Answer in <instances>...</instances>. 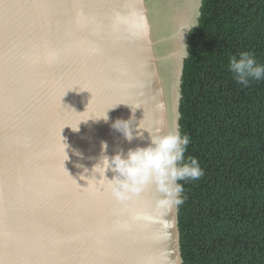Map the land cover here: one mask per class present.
<instances>
[{
	"label": "water",
	"instance_id": "95a60500",
	"mask_svg": "<svg viewBox=\"0 0 264 264\" xmlns=\"http://www.w3.org/2000/svg\"><path fill=\"white\" fill-rule=\"evenodd\" d=\"M202 6L0 0V264H184L179 206L153 183L120 204L92 169L102 143L111 157L180 130ZM132 111L129 144L112 125Z\"/></svg>",
	"mask_w": 264,
	"mask_h": 264
},
{
	"label": "trees",
	"instance_id": "16d2710c",
	"mask_svg": "<svg viewBox=\"0 0 264 264\" xmlns=\"http://www.w3.org/2000/svg\"><path fill=\"white\" fill-rule=\"evenodd\" d=\"M249 51L264 65V0H203L182 78L185 159L204 173L179 181L184 264H264V80L244 87L228 71Z\"/></svg>",
	"mask_w": 264,
	"mask_h": 264
},
{
	"label": "clouds",
	"instance_id": "9594fccd",
	"mask_svg": "<svg viewBox=\"0 0 264 264\" xmlns=\"http://www.w3.org/2000/svg\"><path fill=\"white\" fill-rule=\"evenodd\" d=\"M185 49L188 56L186 45ZM228 71L233 74L234 81L244 87H248L253 80H264V65L258 64L254 53L250 51L230 56ZM132 113L133 116L128 120L118 119L112 125L129 144L134 139H144L139 125L135 127L136 123H131L136 121L135 112ZM103 119L107 121V115ZM189 143L190 137L181 135L178 124L165 134H149V142L145 146L129 148L126 153L120 150L111 157L105 154L107 144L102 143L101 158L92 173L99 174L100 180L107 181L111 195L120 204L139 196L149 183H153L160 194L158 206L175 208L184 202V186L179 181L198 180L204 174L197 158L185 159ZM107 171L114 174L111 180L105 178Z\"/></svg>",
	"mask_w": 264,
	"mask_h": 264
}]
</instances>
